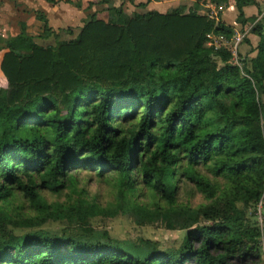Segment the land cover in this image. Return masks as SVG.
Listing matches in <instances>:
<instances>
[{
  "label": "trees",
  "instance_id": "16d2710c",
  "mask_svg": "<svg viewBox=\"0 0 264 264\" xmlns=\"http://www.w3.org/2000/svg\"><path fill=\"white\" fill-rule=\"evenodd\" d=\"M115 1L81 0L107 19L90 13L75 38L54 46L36 43L23 20L15 35L0 32V264H259L264 233L248 211L264 195V21L244 13L257 0H212L235 6L240 31L253 23L258 41L248 54L244 37L241 67L214 44L234 26L199 14L197 2L127 13ZM34 15L48 33L45 13ZM80 170L114 177L110 208L185 230L180 246L159 250L144 240L133 252L77 229L7 231L48 219L85 224L107 212L82 198L42 196L76 192ZM180 178L210 202L177 203ZM143 188L158 202L135 201ZM17 191L31 214L11 211Z\"/></svg>",
  "mask_w": 264,
  "mask_h": 264
},
{
  "label": "rangeland",
  "instance_id": "374dc122",
  "mask_svg": "<svg viewBox=\"0 0 264 264\" xmlns=\"http://www.w3.org/2000/svg\"><path fill=\"white\" fill-rule=\"evenodd\" d=\"M24 0H0V32L5 37L13 36L18 32V21L23 20L27 24H30L29 33L33 36L36 43L42 46L57 45L61 42H66L76 37L79 30L83 26L90 12L83 13L77 9L76 4L73 2L65 3V5H56L48 9V15L45 13L50 31L44 34L43 23L35 17V13L43 12L42 9H31L33 4ZM28 1V0H26ZM148 1H153L156 5L154 10H160L166 12L173 7L179 5H185L187 9L197 2L200 5L198 10L199 14L207 15L210 18L221 20L226 24L236 26L235 30L240 32V26L235 21L237 11L235 6H225L223 3V10L219 11V4L212 0H173L171 4L163 3L160 0H135V4L143 3L145 6L138 7L129 5L126 3L125 10L128 13L139 12L143 13L148 10ZM120 0H117L114 4H119ZM76 6V7H75ZM171 6V7H170ZM95 12L98 18L106 20L108 15L100 6H95ZM247 16H252L259 22L264 21V0H257L254 7H247ZM253 26V23L247 25L250 44H242L240 49L242 52L251 50L256 45L255 38L251 37L249 29ZM245 31V30H244ZM242 31V32H244ZM237 32V31H236ZM252 40V41H251ZM254 44V45H253ZM247 51V52H248ZM250 54V51L249 53ZM254 54V53H253ZM251 54V56L253 55ZM200 173L207 174L210 177V172L203 166L197 168ZM72 175L75 178L76 192L72 191V186L63 189L61 193L54 194L48 190L40 189L42 196L49 203L53 202H67L76 198H82L89 202H93L100 208L109 209L105 213H98L88 218L85 224L81 223H68L65 220H52L48 219L40 226H21V225H8L7 231H11L15 235L27 234L34 231L46 232L51 234H62L63 230H78L83 234H89L96 239H102L109 237L117 240L121 245H126L127 249L133 252L141 250L140 245L144 240L155 242L159 250L176 249L180 246L185 230H180L177 226L173 229L168 228L164 221L161 219H142L129 215L122 210L115 207L117 192L116 186H114L113 176L108 175L106 177H98L90 170H80L73 172ZM73 186V187H74ZM178 190L176 194V201L179 204L189 205L196 207L199 204L209 203L210 200H206L203 195L197 193L193 189V184L184 178H180L177 183ZM135 201L147 204L151 206L153 203L158 202V198L153 193L147 191L145 188L140 191H136ZM161 203H163L161 201ZM261 203V204H260ZM257 204L256 209L252 208L249 213L253 212L252 220H256L258 226L264 233V199ZM19 206H22V211L25 214L32 213L28 201L23 195L17 191L15 197L12 200L11 211H16ZM84 229V230H83ZM264 264V235L261 238V258L260 263Z\"/></svg>",
  "mask_w": 264,
  "mask_h": 264
},
{
  "label": "crops",
  "instance_id": "0c3cea01",
  "mask_svg": "<svg viewBox=\"0 0 264 264\" xmlns=\"http://www.w3.org/2000/svg\"><path fill=\"white\" fill-rule=\"evenodd\" d=\"M74 4H76V3H78V4H80V7H76L77 9H79L81 12H83V13H85V11H84V9H83V7H82V3H81V0H71ZM117 1V0H116ZM115 1V2H116ZM161 2L163 1L164 3H170L171 4V2H173V0H160ZM28 3V2H31L32 4H33V6H32V8L31 9H33V10H37V8L35 7V6H38V8H40V9H42V11H44V13H46L47 15H48V9L50 8V7H54V6H56V5H58V4H60V5H65V3L66 2H64V1H58L56 4H54V5H50L49 3H47L45 0H28V1H26V0H24L23 1V3ZM150 1H148V3H149ZM162 2V3H163ZM121 3H123V7H124V9H125V5H126V3H128L129 5H136L135 4V1H134V3H129V2H127V1H122V0H120V2H119V4L118 5H120ZM69 4V3H68ZM138 4V3H137ZM115 6H118L117 4H114ZM156 4L153 2V1H151L150 2V4L147 6L148 7V10H154V6H155ZM50 6V7H49ZM171 7V6H170ZM249 7V6H248ZM250 7H254V6H250ZM96 9H95V7H93L92 8V10H90L89 12L90 13H93L94 11H95ZM126 11V10H125ZM156 11H158V12H161V13H164V12H162V11H160V10H157V8H156ZM246 11H247V7H245L244 8V13H245V15L247 16V13H246ZM128 13V12H127ZM237 25V24H236ZM31 25L30 24H27V27H28V31H29V27H30ZM233 26V25H232ZM234 27H236V26H234ZM235 31H238V30H235ZM247 35H248V33H247ZM251 37H253V38H255V40L257 41V37L256 36H254V35H252ZM252 41V40H251ZM255 43H257V42H255ZM254 45V44H253ZM263 199H264V195H263Z\"/></svg>",
  "mask_w": 264,
  "mask_h": 264
},
{
  "label": "built area",
  "instance_id": "2783aa9c",
  "mask_svg": "<svg viewBox=\"0 0 264 264\" xmlns=\"http://www.w3.org/2000/svg\"><path fill=\"white\" fill-rule=\"evenodd\" d=\"M218 9L219 11H222L223 6L221 5L218 6ZM247 33H248V30H245L244 32L235 31V34L231 36L229 39L222 38V37L218 39H214V44L216 46H224L227 50H229V52L231 53L232 64L238 65L241 67V63L239 62V58H238L239 46L241 45L244 37H246Z\"/></svg>",
  "mask_w": 264,
  "mask_h": 264
}]
</instances>
